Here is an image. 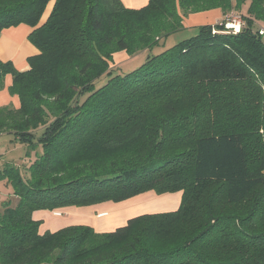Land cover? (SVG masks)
<instances>
[{
  "label": "trees",
  "instance_id": "16d2710c",
  "mask_svg": "<svg viewBox=\"0 0 264 264\" xmlns=\"http://www.w3.org/2000/svg\"><path fill=\"white\" fill-rule=\"evenodd\" d=\"M51 1L0 0V33L27 25L38 50L24 72L0 61L20 103L0 108V134L35 153L26 171L0 168L16 200L0 211V264H264V0H54L43 20ZM213 9L239 31L195 27L118 72L115 53L149 52ZM148 192H180L179 207L105 233L40 234L32 218Z\"/></svg>",
  "mask_w": 264,
  "mask_h": 264
},
{
  "label": "crops",
  "instance_id": "0c3cea01",
  "mask_svg": "<svg viewBox=\"0 0 264 264\" xmlns=\"http://www.w3.org/2000/svg\"><path fill=\"white\" fill-rule=\"evenodd\" d=\"M120 1L123 3V5L126 8L140 9L144 7L149 0H120ZM234 1L235 0H232L233 4ZM53 2L54 0H52L48 4L45 14L43 16V20L50 13ZM244 8H246V6ZM232 15L236 16L237 14H232ZM223 18L224 17L222 15V12L219 9H213L210 11L189 14L188 16L182 18L181 24L183 26V31L179 34L176 33L174 34L175 36L174 35L173 36L177 38L180 35L185 36L184 34H193L195 27L202 25H214L221 22ZM257 27L258 29L264 30L263 23L258 24ZM31 30L32 29L29 26L24 24H20L16 27H10L2 30L0 33V61L11 62L13 66L20 72L27 71L29 69V63H28L29 58H31L32 56L38 53V50L28 40V35L30 34ZM128 59L129 56L125 52H118L113 55V63L116 66H120L123 62L127 61ZM11 84H12V78L10 75H7L4 78L3 88L0 90V108L3 107H12L15 109L19 108L20 105L19 98L16 95H11L9 93V88ZM11 141H12V137H11ZM12 142L14 143V145H18L15 141ZM150 194L153 195L155 198L154 199L147 198L148 195ZM140 196H143L151 201L148 204L149 207L143 211L137 212L136 216L143 214H150V213L175 211L179 207L180 199H181L180 192L173 194H165L160 196L156 195L153 192H148ZM134 199L135 198L127 202H130ZM154 203L157 204L154 205L153 207ZM160 203H162V207L159 209H154ZM129 206H133V204ZM82 208L85 207L72 206V207L57 209L54 211L38 210L33 212L32 218L33 220L40 222V226L38 229L40 234H44L45 232H55L59 229L68 226L79 225V224L90 226L97 233H105L112 231L111 228H113L114 226L116 225L118 227L123 226L127 222V219H119V220L116 219V222L114 220H109V216L111 215V213H113L112 206L111 208L109 207L100 208V209L93 208L90 211L89 210L87 211ZM117 211H119V209ZM56 213H59L60 215H56ZM117 217H120V215L117 214ZM111 225L113 226L111 227Z\"/></svg>",
  "mask_w": 264,
  "mask_h": 264
},
{
  "label": "rangeland",
  "instance_id": "374dc122",
  "mask_svg": "<svg viewBox=\"0 0 264 264\" xmlns=\"http://www.w3.org/2000/svg\"><path fill=\"white\" fill-rule=\"evenodd\" d=\"M224 18H225L224 24L230 23V24H232V26L233 25L235 26L238 21L240 22V25H239L240 27L243 24V22L239 20V17L237 15L233 16L232 14L229 13ZM219 23H217V24L219 25ZM259 30L262 31L263 34L261 35L258 33V35L264 39V30L263 29H259ZM181 32L182 31L178 32L177 34H179ZM183 34H184V32H183ZM184 35L185 36L180 35L177 38L174 37L175 35L174 36L171 35L169 37L162 38L161 41H159V43L156 46H154L149 52H140V53L134 54L132 56H129V59L127 61L123 62L119 66L118 72L121 75L132 72L135 69H137L138 67H140L146 61L147 57H149L150 55L151 56L157 55L160 52L164 51L165 49L172 47L177 41L179 42L182 39L189 38V37L193 36L194 34H184ZM36 152L38 154H40L39 149H37ZM34 157H35L34 152H31L29 150V153H28L27 148H25L24 146L14 145V143L11 141V137L8 134H0V168L2 166H4L5 164H11L13 166L18 167L21 171L22 170L26 171V166L29 165L30 161L33 160ZM22 173L24 174L25 177L27 176L26 172H22ZM11 194H12V187L10 185L5 184L0 179V211L2 210V204L5 201H7L8 198H11ZM147 198L154 199L155 197L150 194V195H148ZM147 198L140 196V197L135 198L134 200L127 202V203L123 202V203H114L113 204L111 202H107V203H102L100 205L85 207L82 209L90 211L93 208H98V209L108 208V207L111 208V206H112V209H113L112 212L113 213H111V215L109 216V220H114L115 222H116V219H118V220L119 219H127L128 220L132 217H135L137 215V212L143 211L149 207L148 204L151 200H149ZM11 201H12V205H14L16 203L15 199H12ZM131 204H133V206H129ZM156 204L157 203H154L153 207ZM161 207H162V203L158 204L154 209H159ZM118 209H119V211H117ZM132 209H134V210H132ZM117 214L120 215V217H117ZM56 215H60V214L56 213ZM79 225H83V224H79ZM112 226L113 225H111V227ZM116 226H114L115 228L114 227L111 228L112 231L115 230L116 228H118V226L117 227ZM106 231H108V230H106Z\"/></svg>",
  "mask_w": 264,
  "mask_h": 264
},
{
  "label": "built area",
  "instance_id": "2783aa9c",
  "mask_svg": "<svg viewBox=\"0 0 264 264\" xmlns=\"http://www.w3.org/2000/svg\"><path fill=\"white\" fill-rule=\"evenodd\" d=\"M239 25H240V22H239V21L236 23L235 26H234V25L232 26V24H230V23H225V24H224V28H225L226 30H230V31L233 30L232 32L237 33V32L239 31V29H240V26H239ZM231 29H232V30H231ZM258 33L261 34V35L263 34V32L260 31V30L258 31Z\"/></svg>",
  "mask_w": 264,
  "mask_h": 264
}]
</instances>
